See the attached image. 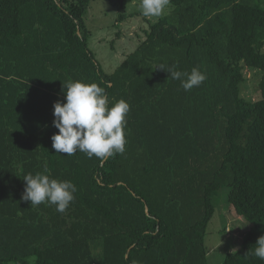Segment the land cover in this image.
I'll return each mask as SVG.
<instances>
[{
	"label": "trees",
	"instance_id": "trees-1",
	"mask_svg": "<svg viewBox=\"0 0 264 264\" xmlns=\"http://www.w3.org/2000/svg\"><path fill=\"white\" fill-rule=\"evenodd\" d=\"M95 1L0 0V264H209L223 188L251 226L223 264H264L252 252L264 235V0H170L113 73L89 46ZM108 1L125 22L134 0ZM158 64L206 80L185 91ZM248 70L262 74L254 102ZM70 80L129 104L123 154L52 148ZM45 166L76 186L64 213L22 199L23 177Z\"/></svg>",
	"mask_w": 264,
	"mask_h": 264
},
{
	"label": "clouds",
	"instance_id": "clouds-1",
	"mask_svg": "<svg viewBox=\"0 0 264 264\" xmlns=\"http://www.w3.org/2000/svg\"><path fill=\"white\" fill-rule=\"evenodd\" d=\"M170 4V0H140L141 14L144 17L159 18ZM167 71L172 79L181 81L185 91L199 87L206 75L194 67L190 72L175 70V66L165 69L158 64L156 68ZM64 85L66 102L57 101L53 105V126L58 132L51 136L52 148L56 153L75 155L85 153L89 159H99L123 154L125 151L126 115L130 111L129 104L120 99L109 106V100L96 83L67 81ZM44 172L28 173L23 177L26 182L22 199L30 201L31 206L42 203L54 205L56 211L64 213L70 202L74 200L76 186L67 180H58ZM236 251L233 249V252ZM253 254L264 260V235L257 239Z\"/></svg>",
	"mask_w": 264,
	"mask_h": 264
},
{
	"label": "rangeland",
	"instance_id": "rangeland-1",
	"mask_svg": "<svg viewBox=\"0 0 264 264\" xmlns=\"http://www.w3.org/2000/svg\"><path fill=\"white\" fill-rule=\"evenodd\" d=\"M139 5L140 0H134L126 10L128 19L117 23L118 12L108 0H98L91 4L85 17L86 25L92 32L89 46L106 73H113L138 48L145 38L144 31L149 30L151 24L172 11L168 5L161 17H144ZM247 76L243 96L254 102L260 98L262 74L257 70H248ZM228 194V188H223L214 197L216 213L206 234L209 264H223L226 255L233 252V249L236 250L234 252L241 251L244 237L251 228L231 208Z\"/></svg>",
	"mask_w": 264,
	"mask_h": 264
}]
</instances>
